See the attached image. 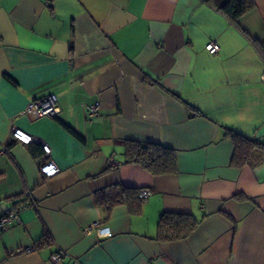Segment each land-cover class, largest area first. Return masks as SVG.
Returning a JSON list of instances; mask_svg holds the SVG:
<instances>
[{"label":"crops","instance_id":"1","mask_svg":"<svg viewBox=\"0 0 264 264\" xmlns=\"http://www.w3.org/2000/svg\"><path fill=\"white\" fill-rule=\"evenodd\" d=\"M254 2L244 34L208 0H0V210L20 218L0 231V264H264V165L232 167L224 137L264 141V58L251 42L264 45V0ZM50 94L56 118L24 114ZM13 128L45 142L59 173L42 180L41 148ZM125 141L171 149L176 172L126 163ZM163 213L198 226L157 241ZM94 222L112 237L84 235Z\"/></svg>","mask_w":264,"mask_h":264},{"label":"trees","instance_id":"2","mask_svg":"<svg viewBox=\"0 0 264 264\" xmlns=\"http://www.w3.org/2000/svg\"><path fill=\"white\" fill-rule=\"evenodd\" d=\"M215 9L220 12L225 19L235 28L240 29L238 21L244 15L255 8L254 0H208ZM244 33L243 30H241ZM245 34V33H244ZM264 58V45L257 41H251ZM190 116H197L198 112L186 106ZM224 137L231 140L233 145V155L231 166L242 168L249 166L257 168L264 165V141L259 139H247L230 130H224ZM125 162L137 164L150 174L169 175L176 172L174 152L160 144L144 143L137 141L124 142ZM126 199H136L138 201V191L123 189ZM140 204V203H139ZM17 210V209H13ZM226 219L230 216L223 213ZM198 221L192 215L176 213H163L158 221L156 239L160 242H173L187 239L197 228Z\"/></svg>","mask_w":264,"mask_h":264},{"label":"built area","instance_id":"3","mask_svg":"<svg viewBox=\"0 0 264 264\" xmlns=\"http://www.w3.org/2000/svg\"><path fill=\"white\" fill-rule=\"evenodd\" d=\"M205 50L214 55L218 53L219 46L215 42H210L205 46ZM100 107L99 102H95L92 105H88L85 108V115L87 120H91L95 117L98 108ZM24 114L30 116L33 119L39 118H56L57 117V97L54 94H50L40 99L31 101L25 108ZM11 138L22 144V145H31L36 144L41 148L43 163H40V159H36L35 163L38 168V172L42 180H46L54 177L59 173L58 167L49 159L50 147L43 141L30 136L29 134L13 128L11 132ZM110 165H115L113 161L110 162ZM150 196V191L147 189L141 190L138 193V198L145 202ZM23 197L30 201L32 207H35L30 193L28 191L24 192ZM20 223L19 213L17 210L11 211H2L0 210V231L4 232L9 228L18 225ZM84 235H95L98 239H107L112 237V231L110 227L106 224L100 222L91 223L83 228ZM64 256V252L59 251L57 254L53 255L51 260L53 262H58Z\"/></svg>","mask_w":264,"mask_h":264}]
</instances>
